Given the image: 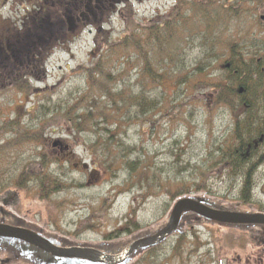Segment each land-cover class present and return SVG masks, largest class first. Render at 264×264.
<instances>
[{"label": "rangeland", "instance_id": "1", "mask_svg": "<svg viewBox=\"0 0 264 264\" xmlns=\"http://www.w3.org/2000/svg\"><path fill=\"white\" fill-rule=\"evenodd\" d=\"M40 1H46L49 7L39 16L47 12L49 24L57 28L52 26L50 35H44L40 42L32 39L21 42L15 51L16 41L22 37L30 15L36 14L38 6L33 8L34 0L0 2V50L3 51L0 64H4L0 68V120L27 123V113L38 102L37 93L55 88L57 96L63 97L70 89L83 88L84 80L79 74L73 76V71L81 65H90L106 40H119L126 35L130 22L139 27L149 21L159 23L179 2L182 7L190 2L197 8L190 10L200 12L190 13L192 26L198 25L196 20L204 32L194 41L188 39L181 45L180 60L186 70L173 78L183 77L184 82L178 86L168 79L155 81L157 85L147 83L148 93L163 92L157 108L135 116L122 127L121 139L134 148L129 159L138 161L134 173H128L122 159L104 170L99 164L101 156L89 149L95 139L93 134L92 138L87 132L78 136L70 134L69 128L56 121L45 128L42 140H25L20 146L10 147V153L0 155V173L2 178L13 173L17 177L24 163L34 165L30 159L34 150H42L70 158L72 167L63 176L65 186L41 197L33 188L34 177L28 178L29 186L24 191L10 188L0 193L1 208L49 234L90 244L127 241L161 223L174 201L185 195L203 196L235 209L264 212V164L254 174L253 198L247 205L239 200V184L231 189L222 178L205 172L210 163L209 152L229 138L232 125L229 110L214 104L210 86L219 82L220 64L212 58L202 60L213 40L218 52L231 39L264 40V22L259 18L264 14V2L131 0L126 5L117 4L115 10L108 7L99 11L94 0ZM57 6H66L67 16L64 12L56 13ZM128 6H131L129 10ZM73 9L76 14L72 13ZM203 9L212 23L199 16ZM182 36L183 30L177 37ZM201 36L207 42L204 47ZM201 60L202 64L209 61L211 66L201 73H192ZM170 68L168 64L166 70ZM138 70L139 66L134 65L133 80H141ZM23 79L30 86L25 87L26 93H21ZM48 97L56 101V95ZM3 135L0 143L9 136ZM29 168L35 173L36 166ZM179 189L184 193L172 198ZM134 224L138 227L126 233L125 227ZM116 231L119 233L115 234ZM9 264L25 263L17 260ZM127 264H264V227L224 226L203 218H188L181 232L138 253Z\"/></svg>", "mask_w": 264, "mask_h": 264}, {"label": "trees", "instance_id": "2", "mask_svg": "<svg viewBox=\"0 0 264 264\" xmlns=\"http://www.w3.org/2000/svg\"><path fill=\"white\" fill-rule=\"evenodd\" d=\"M36 1L32 6H38L37 12L30 15V22L22 31L19 43H27L31 39L40 42L44 35H50L52 26L57 28L55 24H49L47 12L39 16L49 7L46 1ZM189 4L187 2L182 7L179 2L178 7L159 23L149 21L144 27H139L130 22L126 35L119 40H106L90 65H81L73 71V76L79 74L84 80L83 88L70 89L63 97L57 96L55 88L37 93L38 102L27 113V123L2 118L0 136L3 133L9 136L1 140L0 155H4L6 151L10 153V147L20 146L25 140L38 141L48 125L59 121L69 128L70 134L78 136L87 132L90 138L93 134L95 139L89 144V149L96 156H101L99 164L104 170L109 169L117 159H122L128 173H134L138 161L129 159L134 148L121 139L122 127L135 116L157 108L163 92L153 95L148 93L150 90L146 87L147 83L157 85L155 81L168 79L177 85L185 80L183 77V80L173 78L181 70H186L180 60L181 45L189 40L194 41L204 32L198 21L195 20L198 25L192 26L190 13L198 11L190 10L197 8L194 4ZM57 7L56 13L64 12L67 16L66 6ZM130 7H127L128 10ZM51 8L53 9L52 6ZM72 13L76 14V10L73 9ZM202 13L199 16L205 22L206 18L209 23L213 22L205 9ZM44 24L46 25L43 27ZM182 30L183 36L180 39L177 36H180ZM200 38L204 47L207 42L203 40V36ZM253 39L256 38L245 37L237 41L231 39L222 48V52L217 51L216 40H213L209 52L202 57V60L212 58L220 64L219 82L210 86L214 104L223 105L229 110L232 125L229 138L209 152L210 163L205 172L222 178L231 189L239 184V200L246 205L253 198L254 174L264 164V40L258 42ZM202 60L198 67L194 66L192 73H201L211 66L209 61L202 64ZM168 64L171 65L169 71L166 70ZM134 65L139 66L137 75L141 78L140 81L132 78L131 70ZM3 66L4 64H0V68ZM124 77H127V81ZM22 81L24 90L21 93H26L25 87L29 89L30 86L27 79ZM49 95H56V101L52 102ZM96 156L94 158L98 160ZM30 159L34 165L24 163L17 177L13 173L2 178L0 173V193L10 188L24 191L29 186L28 178L33 177L36 183L33 188L39 196L43 193L50 195L65 186L63 176L72 167L70 158L34 150L33 159ZM28 166H36L35 173ZM52 166H56L55 170H49ZM183 193L179 189L172 198ZM137 227L138 224L125 227V232L130 233ZM117 233L119 231L115 232ZM111 236L115 235H107L106 238ZM152 251L154 250L149 252Z\"/></svg>", "mask_w": 264, "mask_h": 264}, {"label": "water", "instance_id": "3", "mask_svg": "<svg viewBox=\"0 0 264 264\" xmlns=\"http://www.w3.org/2000/svg\"><path fill=\"white\" fill-rule=\"evenodd\" d=\"M260 19L264 21V14ZM188 218H203L224 226L264 227V212L235 209L203 196L185 195L174 201L161 223L127 241L76 243L49 234L0 207V264L17 260L25 264H127L138 253L181 232Z\"/></svg>", "mask_w": 264, "mask_h": 264}, {"label": "flooded vegetation", "instance_id": "4", "mask_svg": "<svg viewBox=\"0 0 264 264\" xmlns=\"http://www.w3.org/2000/svg\"><path fill=\"white\" fill-rule=\"evenodd\" d=\"M91 1L92 0H88V2H91ZM130 1L131 0H94V2H95V5L94 6L99 11H101L103 9H107L108 7H110L109 9H111V10H115L117 4L124 3V5H125L128 2H130Z\"/></svg>", "mask_w": 264, "mask_h": 264}]
</instances>
